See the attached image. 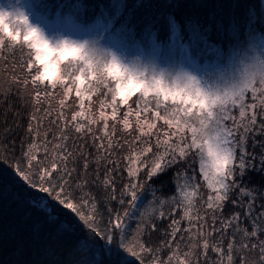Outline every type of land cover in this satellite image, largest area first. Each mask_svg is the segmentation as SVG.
<instances>
[{
    "label": "snow or ice",
    "instance_id": "obj_1",
    "mask_svg": "<svg viewBox=\"0 0 264 264\" xmlns=\"http://www.w3.org/2000/svg\"><path fill=\"white\" fill-rule=\"evenodd\" d=\"M0 210V264H264V0H0Z\"/></svg>",
    "mask_w": 264,
    "mask_h": 264
},
{
    "label": "trees",
    "instance_id": "obj_2",
    "mask_svg": "<svg viewBox=\"0 0 264 264\" xmlns=\"http://www.w3.org/2000/svg\"><path fill=\"white\" fill-rule=\"evenodd\" d=\"M27 211L28 209L26 207L17 208L15 205H13L12 207L8 209V216L10 219H15L19 221L23 219V216ZM2 219H3L2 210H0V221H2Z\"/></svg>",
    "mask_w": 264,
    "mask_h": 264
}]
</instances>
